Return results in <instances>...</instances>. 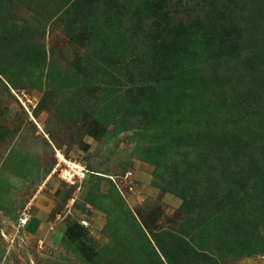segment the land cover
Instances as JSON below:
<instances>
[{
  "label": "rangeland",
  "instance_id": "rangeland-1",
  "mask_svg": "<svg viewBox=\"0 0 264 264\" xmlns=\"http://www.w3.org/2000/svg\"><path fill=\"white\" fill-rule=\"evenodd\" d=\"M0 264H264V0H0Z\"/></svg>",
  "mask_w": 264,
  "mask_h": 264
},
{
  "label": "built area",
  "instance_id": "built-area-1",
  "mask_svg": "<svg viewBox=\"0 0 264 264\" xmlns=\"http://www.w3.org/2000/svg\"><path fill=\"white\" fill-rule=\"evenodd\" d=\"M61 161H64V167L61 169L60 177L69 184L79 185L90 173V171L80 162L59 157V162ZM29 219L30 216L27 213H23L20 218V225L24 227L27 226Z\"/></svg>",
  "mask_w": 264,
  "mask_h": 264
},
{
  "label": "crops",
  "instance_id": "crops-1",
  "mask_svg": "<svg viewBox=\"0 0 264 264\" xmlns=\"http://www.w3.org/2000/svg\"><path fill=\"white\" fill-rule=\"evenodd\" d=\"M33 222H36V227L34 229L33 232H37L39 227H40V224H41V219L39 216L37 215H34V216H31L30 219H29V222L27 224V226L30 224V223H33ZM26 227V226H25Z\"/></svg>",
  "mask_w": 264,
  "mask_h": 264
},
{
  "label": "bare ground",
  "instance_id": "bare-ground-1",
  "mask_svg": "<svg viewBox=\"0 0 264 264\" xmlns=\"http://www.w3.org/2000/svg\"><path fill=\"white\" fill-rule=\"evenodd\" d=\"M59 156H60V158L64 159V156L63 155L59 154Z\"/></svg>",
  "mask_w": 264,
  "mask_h": 264
}]
</instances>
